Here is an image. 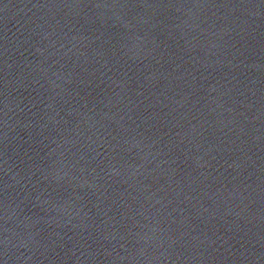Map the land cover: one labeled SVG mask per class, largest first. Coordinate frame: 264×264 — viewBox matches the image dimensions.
<instances>
[{"label":"water","instance_id":"1","mask_svg":"<svg viewBox=\"0 0 264 264\" xmlns=\"http://www.w3.org/2000/svg\"><path fill=\"white\" fill-rule=\"evenodd\" d=\"M0 264H264V0H0Z\"/></svg>","mask_w":264,"mask_h":264}]
</instances>
